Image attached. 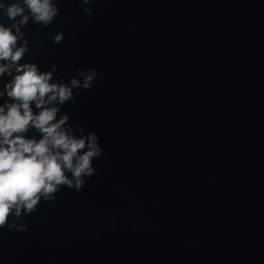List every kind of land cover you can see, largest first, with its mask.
Returning <instances> with one entry per match:
<instances>
[{
    "label": "water",
    "instance_id": "95a60500",
    "mask_svg": "<svg viewBox=\"0 0 264 264\" xmlns=\"http://www.w3.org/2000/svg\"><path fill=\"white\" fill-rule=\"evenodd\" d=\"M58 7L47 27L22 26L20 63L56 65L54 82L96 69L57 118L103 152L80 191L0 228V264H264V0Z\"/></svg>",
    "mask_w": 264,
    "mask_h": 264
},
{
    "label": "clouds",
    "instance_id": "9594fccd",
    "mask_svg": "<svg viewBox=\"0 0 264 264\" xmlns=\"http://www.w3.org/2000/svg\"><path fill=\"white\" fill-rule=\"evenodd\" d=\"M80 2L89 5L93 0ZM84 11L93 13L90 7ZM0 13L12 22L10 26L0 23V78L11 77L0 90V99L7 97L0 104V228L23 231L26 225L16 221L35 212L42 200L53 202L62 186L80 191L85 178L95 174L93 160L103 152L98 136L83 135L81 124L74 130L66 113L57 117L61 106L76 103L74 90H90L103 77L95 68H77L68 82H54L56 65L42 72L35 63H20L29 50L22 26L30 21L50 25L60 14L58 0H4ZM63 39L59 32L53 42ZM32 129L39 138L27 136Z\"/></svg>",
    "mask_w": 264,
    "mask_h": 264
}]
</instances>
